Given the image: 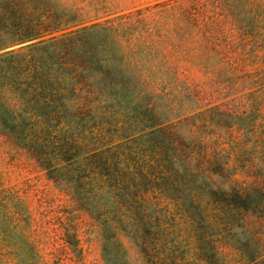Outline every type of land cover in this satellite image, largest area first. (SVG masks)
Listing matches in <instances>:
<instances>
[{"label": "rangeland", "instance_id": "1", "mask_svg": "<svg viewBox=\"0 0 264 264\" xmlns=\"http://www.w3.org/2000/svg\"><path fill=\"white\" fill-rule=\"evenodd\" d=\"M10 2L22 17H60L75 31L50 72L63 95L52 129L81 144L75 162L47 165L38 148L0 140L4 185L31 217L11 233L18 264H148L154 251L179 264L212 254L264 264V207L224 200L264 194V0ZM98 153L118 169L78 191L70 171ZM114 176L140 201L150 240L118 222L137 206L110 190ZM33 242L39 263L29 261Z\"/></svg>", "mask_w": 264, "mask_h": 264}, {"label": "trees", "instance_id": "2", "mask_svg": "<svg viewBox=\"0 0 264 264\" xmlns=\"http://www.w3.org/2000/svg\"><path fill=\"white\" fill-rule=\"evenodd\" d=\"M5 13L11 17H1ZM21 13L10 0H0V140L9 145L29 144L38 148L45 155L42 160L47 165L60 162L70 164L76 161L74 159L78 155L75 153L81 154V144L55 136V129L52 128L58 123L63 95L53 87L52 81L57 86V76H52L50 72L63 63L64 56L72 46L65 38L75 31L63 28L60 17H47L44 20L42 17H22ZM44 148L50 150L43 152ZM96 157L94 163L79 162L81 164L70 171L79 184L78 191L83 192L89 185L90 175L109 178L113 176L112 171L119 167L118 163L102 154L98 153ZM113 179L115 183L112 188L109 185L110 190L121 192L118 195L120 199L127 198L137 206L129 219H125L126 213L119 211L118 222L125 223L126 220L137 241H142L144 236L150 240V220L145 216L140 201L134 195L129 197L128 187L121 179L115 176ZM105 183L101 188H108ZM256 193L261 201L247 192L241 194L238 191H234L230 199L224 200L240 204L245 209L252 207L259 210L264 207V194L261 191ZM30 219L25 202L11 188L5 187L0 173V246L4 250V253H0V264L19 263L11 233L19 223L28 227ZM63 240L67 245L79 246L74 234L65 233ZM32 245L29 261L39 263L41 255L38 244L33 242ZM208 260L209 264H219L215 254ZM147 263L179 264L171 257L161 258V253L156 254L155 251L148 257Z\"/></svg>", "mask_w": 264, "mask_h": 264}]
</instances>
